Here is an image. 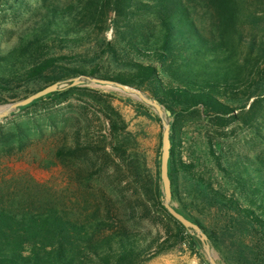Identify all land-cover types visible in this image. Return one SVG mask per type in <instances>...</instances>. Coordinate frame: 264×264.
Here are the masks:
<instances>
[{
	"label": "trees",
	"instance_id": "16d2710c",
	"mask_svg": "<svg viewBox=\"0 0 264 264\" xmlns=\"http://www.w3.org/2000/svg\"><path fill=\"white\" fill-rule=\"evenodd\" d=\"M35 1L39 9L24 22L15 42L0 48V92L42 81L38 92L86 75L134 87L156 100L173 118L168 176L172 200L182 208V213L179 208L177 212L213 240L175 188L181 172L195 184L202 200L225 208L232 214L225 212L227 219L242 226L246 241L237 252L241 261L264 264V159L239 156L224 164L210 146L224 185L215 189L195 171L193 162L184 163L178 155L185 139L183 122L195 114L221 126L238 121L264 139V0ZM29 10L28 0H0V29L5 13L19 19ZM109 30L112 40L105 38ZM83 46L90 50L55 54ZM82 61H90V66L65 65ZM76 95L85 100L72 111L68 124L60 128L52 124L47 135L51 144H59L51 150L52 158L71 168L79 183L114 165L118 179L126 172L133 180L134 203L123 206L127 214L115 212L108 204L103 214L85 222L71 220L54 205L0 204V264H147L184 244L201 264H209L197 251L199 241L163 207L159 174L132 152L136 139L111 96L76 86L21 110L46 102L59 105ZM16 101L14 96L8 100ZM243 101L242 112L235 115L234 104ZM136 106L147 113L143 104ZM35 141L14 128L4 132L0 124V152ZM146 222L158 229H142ZM223 232L228 234L230 227Z\"/></svg>",
	"mask_w": 264,
	"mask_h": 264
},
{
	"label": "rangeland",
	"instance_id": "374dc122",
	"mask_svg": "<svg viewBox=\"0 0 264 264\" xmlns=\"http://www.w3.org/2000/svg\"><path fill=\"white\" fill-rule=\"evenodd\" d=\"M53 1L63 4L69 0ZM28 2L30 10L22 14L21 18L15 19L12 13L7 12L1 20L0 48L2 50L15 42L16 34L23 30L24 22L34 16L36 9H39V3L35 0H28ZM105 38L113 39L111 30L105 34ZM89 50L90 48L83 46L78 49H63L55 54H83ZM73 63L65 65L82 68L90 66V61L86 64L83 61ZM110 67L115 66L110 65ZM64 81L66 80L59 82ZM42 86V81H36L25 84L17 90L0 92V100L5 101L4 104H0V108L9 103L11 96L20 100ZM82 87L111 96L113 106L127 124V130L136 139L132 144V152L144 157L148 169L152 173L159 174L162 128L160 121L155 120L157 117L155 112L143 104L147 113H141L136 106V103H140L138 100L115 88L91 83H85ZM80 97L76 95L71 100L54 106L46 102L28 110L19 108L0 120L4 132L14 128L20 135L26 134L38 140L32 144H16L12 149L0 152V204L14 207L28 203H34L35 206L54 205L63 210L71 220L85 222L103 214L108 204L115 212L120 213L125 212L123 206L134 203L136 191L133 180L126 172L123 179H118L114 165H110L100 176L79 183L71 172V168L62 167L56 159L52 158L51 150L59 144H51V139L47 137L48 133L52 132L51 125L58 128L64 124L67 125L72 111L85 100V97L83 99ZM244 104V101L234 104L235 115L242 112L241 108ZM249 104L250 102L246 108ZM172 121L173 118L170 117L169 122ZM183 123L182 131L185 139L178 155L184 163L193 162L195 171L209 179L215 189H220L224 185L221 174L218 173L214 160L210 156V146L213 147L215 154L221 157L224 164L233 162L239 156L264 159V139L259 138L256 131L238 121L221 126L214 124L204 115L195 114L187 116ZM261 134H264V131ZM107 151L110 150L107 149ZM81 167L85 169L84 165ZM159 186L162 191L160 180ZM175 188L190 214L199 220L207 233L211 235L213 240L210 241L208 238V241L216 263L245 264L237 254L240 246L242 247L246 241L245 235L241 234L243 228L239 222L227 219L224 215L227 212L225 208L221 209L206 198L202 200L203 195L199 194L195 184L181 172L175 180ZM171 204L175 210L179 208L182 213V208L172 200V197ZM227 213L232 215L231 212ZM141 226L142 229H158L148 222ZM227 226L230 227L228 234L223 232ZM197 251L207 261L200 242ZM147 264H201V261L198 255L193 254L188 245L184 244L156 257Z\"/></svg>",
	"mask_w": 264,
	"mask_h": 264
},
{
	"label": "water",
	"instance_id": "95a60500",
	"mask_svg": "<svg viewBox=\"0 0 264 264\" xmlns=\"http://www.w3.org/2000/svg\"><path fill=\"white\" fill-rule=\"evenodd\" d=\"M85 83H91L95 85L109 86L119 90L120 92L138 100L140 103L151 108L161 123L162 136H161V154H160V166H159V177L162 184V205L168 214L175 219L179 224L185 228L191 236H194L201 244L202 251L209 264H217L208 241V237L201 230V228L195 223L188 220L182 214L177 212L171 204V182L168 176V165L170 159V122L171 113L162 107L156 100L146 96L140 90L134 87H127L123 84L112 81L104 80L97 77H90L86 75H81L73 79L66 80L64 82H56L50 86L43 88L42 90L35 92L34 94L16 101L4 105L0 108V120L6 118L12 111L26 107L36 100L46 97L47 95L53 94L55 92L72 88L76 86H83Z\"/></svg>",
	"mask_w": 264,
	"mask_h": 264
}]
</instances>
